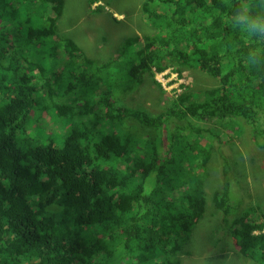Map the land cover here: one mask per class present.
Returning a JSON list of instances; mask_svg holds the SVG:
<instances>
[{
    "label": "trees",
    "instance_id": "obj_1",
    "mask_svg": "<svg viewBox=\"0 0 264 264\" xmlns=\"http://www.w3.org/2000/svg\"><path fill=\"white\" fill-rule=\"evenodd\" d=\"M67 1L0 0V264H180L207 200L198 178L181 196V185L195 182L163 155L162 134L167 124L174 156L187 128L204 171L210 151L199 145L207 137L198 123L240 119L261 136L254 144L264 154L255 124L257 114L264 119V0H145L138 18L84 0L90 16L110 14L116 27L90 54L76 38L74 9L65 16ZM109 39L116 57L105 59ZM193 68L217 80L214 90L201 86L157 118L129 102L150 85L163 93L156 73ZM44 125L65 132L60 147L53 136L39 140ZM261 179L259 170L253 198ZM213 201L233 216L237 254L264 264L261 202L240 212L227 187Z\"/></svg>",
    "mask_w": 264,
    "mask_h": 264
},
{
    "label": "rangeland",
    "instance_id": "obj_2",
    "mask_svg": "<svg viewBox=\"0 0 264 264\" xmlns=\"http://www.w3.org/2000/svg\"><path fill=\"white\" fill-rule=\"evenodd\" d=\"M144 1L145 0H117L114 6H108L107 0H98L99 3H97V5L101 6L102 12L103 7H105V10L110 14L114 12V8L116 7H119L117 12H125V9L134 11L132 17L138 18L141 16V5ZM73 9V13L77 14V31L75 32L76 38L87 39V53L90 54L94 50L101 52L103 47L98 49V45L94 42V39L97 37H101L102 39L106 36L108 31L111 33L116 31V27H114L113 22L111 21L110 14H104L101 16V13L99 17L95 18L88 14L84 0H68L65 16ZM34 16L35 13H33L32 17ZM149 27L150 26L144 23L142 31L137 29L135 30V34L142 38L145 35V29L148 30ZM152 33H154V30H152ZM109 45L110 47H108V51L102 55L105 59L108 56H110V58L112 56L116 57L112 54L115 42L109 39ZM122 66H124V64H122ZM190 72L191 75L184 73L181 79L187 84L193 81L194 87L197 91L201 86H203V89H206L216 84V81L209 78L199 69L193 68ZM148 82L149 79L146 78L145 84ZM135 98H137L141 104L149 107L153 113H159L167 109L173 97L167 94L166 91L165 93H162L157 86L150 85L143 91L130 95L128 100L132 103ZM171 121L172 120H170V122ZM232 122L231 126L235 130H230L218 120L198 123V126L204 130V134L207 136L209 134L214 135L211 140V144L213 150H216V153L211 166L212 173L207 172L204 176L200 175L197 159H195V151L193 152L189 149V146L192 147L195 143V136L191 135L187 131L188 129L182 131L187 132L185 134L187 139L186 141L177 144V150L174 152V158H181L183 160L184 176L189 181L195 182V187L197 184V178L205 181L206 196H210L212 190H220L223 185H227L229 198L234 200H238L239 198L241 201V211L247 205H256L260 201L261 213L264 214V154L259 147L256 146V142L261 138V136L251 133L255 131L250 125L245 124L243 120L234 119ZM259 122L261 123L259 131L264 130V119ZM31 126L34 127L35 125ZM170 128L173 129L174 127L170 125ZM29 132L27 134H29ZM64 133L65 132L59 128L44 125L41 127V131L37 135L41 142H48L49 138H52L53 136L55 145L60 147ZM56 134L59 135L56 137ZM180 135H183V133L177 132V141L179 140L178 137ZM162 136H165V132H163ZM201 143L205 146L207 141L203 139L201 140ZM18 146L19 148H22L24 146V142L18 141ZM223 158H226L234 167L233 173L237 178L236 180L233 181V178H231L226 182L223 181L219 183ZM235 162H237V164H235ZM241 166H243V169H241ZM259 170L263 172V179L260 180L262 191H259L255 198H253L251 195L254 193V188L256 189L257 180L255 179ZM186 187L187 185H181L182 189ZM187 193H189V191H184V195ZM208 201L209 200H207V203ZM258 215H260V212H258ZM220 220V215L214 211L210 202L207 218L204 217L198 222L191 235V241L186 247L189 254L181 258V262L185 264H253L251 260L244 259L236 254L235 251H237L239 247L234 245V243L231 246V238L223 227L220 226ZM220 252L226 254L227 258H222Z\"/></svg>",
    "mask_w": 264,
    "mask_h": 264
},
{
    "label": "clouds",
    "instance_id": "obj_3",
    "mask_svg": "<svg viewBox=\"0 0 264 264\" xmlns=\"http://www.w3.org/2000/svg\"><path fill=\"white\" fill-rule=\"evenodd\" d=\"M114 16H116L117 17V19H121V16L120 15H117V14H115ZM184 73H188V74H190L191 72H188V71H184V72H182V74H181V77H178L177 76V74H175L174 72H172L170 69H167V70H165L164 72H162V73H156V75H155V80L158 82V83H160L161 84V87H162V90H163V93H165V91L167 92V94H169L170 96H172L173 98H172V100L170 101V104L168 105V107H167V109H165L164 111H161V112H159V113H154V116H156V118L157 117H159V115H161V114H165L166 113V111H168L171 107H172V104L173 105H175L176 106V101L181 97V96H184V95H186L187 93H189V92H198L196 89H195V87H194V83H193V81L192 82H190V83H185L181 78H182V76H183V74ZM209 78H211L212 80H214L215 78L214 77H212V76H210V75H208L207 73H205ZM191 75V74H190ZM214 81H216V84H217V80H214ZM215 84V85H216ZM214 85V86H215ZM214 86H211V87H208V88H206L205 90H206V92L208 93V91H210V90H214ZM207 97V96H206ZM177 107V106H176ZM177 110H178V107H177ZM261 116H262V114L261 113H259V114H257L256 115V122H255V124L257 123V121L259 122L260 121V119H261ZM174 119H176V121L178 120L177 118H173V120ZM211 120H215V119H210V120H208V121H211ZM218 120V119H217ZM232 120H234V119H232ZM218 121H220L225 127H227V128H229L230 130H235V129H233L232 128V126H231V123H230V119H228V120H226V121H222V120H218ZM245 122V124H247V125H249L246 121H244ZM254 124V125H255ZM166 127L164 128V131L163 132H165V135H166V133H167V131H166V129H167V124L165 125ZM251 126V125H250ZM187 129V128H186ZM178 132H181V133H183V135H185L187 132H182V131H178ZM202 134H204V130H202V132H201ZM163 135V134H162ZM205 135V137H207L205 140L207 141V143H206V145L204 146L202 143H201V141L199 142V145L200 146H202V147H206L207 149H209V151H210V160H209V162L207 163V166H206V170H202L200 167H199V163H200V160L199 159H197V164H198V169H199V173H200V175H206L207 174V172H211L212 173V170H211V166H212V163H213V161H214V158H215V153H216V150H213V148H212V144H211V140L213 139V137H214V135L213 134H209L208 136L206 135V134H204ZM232 135H234V134H232ZM203 140V139H202ZM164 141H165V143H164ZM163 144V145H162ZM192 147L194 148V150H195V144H193L192 145ZM160 149H161V151H162V153H163V155L164 156H167L168 154H167V152H169L170 153V155H171V157H172V165L174 164V162H173V158H174V156L172 155V152H171V149H170V147H167V140H166V138H165V136L163 137L162 136V140H161V145H160ZM206 150V149H205ZM167 151V152H166ZM198 154H196L195 153V156H197ZM169 157V156H168ZM175 160H176V164L175 165H173V167L176 169V171H177V173L179 174V176H184V173H183V168H184V162L182 163V165L179 163V161H178V159H176V158H174ZM224 163L226 164V165H224ZM226 168H228V170L226 169ZM234 167L231 165V163L226 159V158H223V162H222V164H221V170H220V178H219V183H221V182H226L227 180H230L231 178H233V181L234 180H236L237 178H236V176H234ZM183 185H187V187L186 188H180V193H181V196L184 194V191H189L190 192V190L193 188V186H195V184H191V183H189V182H185ZM190 187H191V189H190ZM226 187H227V185H223L222 186V188L220 189V190H218V189H215V190H212V192H211V194H210V196H206V194H205V196H206V200H209L208 201V203H207V201L205 202V212H204V214H203V217L199 220V221H201L204 217H206L207 218V214H208V209H209V204H210V202H211V205H212V208L214 209V211L217 213V214H219L220 215V226H222L223 227V229L228 233V235L230 236V238H231V246L233 245V243H234V245H237V242L233 239V236H232V234H231V232H230V230L227 228V226H228V222L232 219V215H226L223 211H219L217 208H216V206H215V204H214V201H213V195H214V193L215 192H217V191H221V190H225L226 189ZM203 192H205V181H204V187H203ZM234 200V199H232V198H229V200ZM181 203V202H180ZM179 203V204H180ZM236 204L241 208V206H242V203H241V201L239 200V198H238V200H236ZM250 205V204H249ZM249 205H247L245 208H247ZM244 208V209H245ZM243 209V210H244ZM242 210V211H243ZM240 212H241V210H240ZM260 215H258V212H257V216H259V217H262L264 214H262L261 213V209H260ZM252 217H250L249 219H251ZM260 223L262 222V218L260 219V221H259ZM198 224V223H197ZM197 226V225H196ZM196 228V227H195ZM194 228V229H195ZM194 231V230H193ZM264 232V231H263ZM193 233V232H192ZM192 233H191V235H192ZM259 234V232L258 231H256V232H254V235H258ZM191 235L190 236H188V239H187V241L185 242V243H187V244H189L190 243V241H191ZM99 237H101V236H99ZM238 246V245H237ZM239 247V246H238ZM233 250H234V248H233ZM240 250V248L239 249H237V251H235L236 252V254L237 253H239L238 251ZM238 256H241L240 254H237ZM242 257V256H241ZM249 260V259H248ZM253 262V261H252ZM253 264H256L255 262H253Z\"/></svg>",
    "mask_w": 264,
    "mask_h": 264
}]
</instances>
